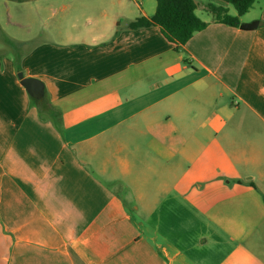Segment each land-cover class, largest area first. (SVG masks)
Returning a JSON list of instances; mask_svg holds the SVG:
<instances>
[{
  "label": "crops",
  "instance_id": "0c3cea01",
  "mask_svg": "<svg viewBox=\"0 0 264 264\" xmlns=\"http://www.w3.org/2000/svg\"><path fill=\"white\" fill-rule=\"evenodd\" d=\"M194 2L175 51L129 28L155 0H0L36 26L0 52V264H264V3Z\"/></svg>",
  "mask_w": 264,
  "mask_h": 264
},
{
  "label": "trees",
  "instance_id": "16d2710c",
  "mask_svg": "<svg viewBox=\"0 0 264 264\" xmlns=\"http://www.w3.org/2000/svg\"><path fill=\"white\" fill-rule=\"evenodd\" d=\"M225 4L232 6L236 15L227 13L223 7H216L211 4L206 9L211 13L216 21L222 24L239 27V17L244 15L252 7L256 0H221ZM264 3V0H261ZM156 8L150 18L140 17L129 24L130 29L147 28L156 26L162 36L170 43L174 44V50L179 51L194 33L203 30L206 23L195 13L197 5L194 0H155ZM11 45L20 46L13 42ZM40 109H48V102L44 99L36 102Z\"/></svg>",
  "mask_w": 264,
  "mask_h": 264
},
{
  "label": "rangeland",
  "instance_id": "374dc122",
  "mask_svg": "<svg viewBox=\"0 0 264 264\" xmlns=\"http://www.w3.org/2000/svg\"><path fill=\"white\" fill-rule=\"evenodd\" d=\"M9 13L10 15H12V17H6L5 15H0V52H2V50H7V51H14L16 54H21L23 48L18 49L17 46L10 45V43L7 40V37H13L15 39H25L26 37H28L29 34L34 33L36 26H31L30 28H24L13 25L14 21L16 20L22 21L25 18L29 20V22H31L32 15H27V13H24L22 10H14V9L10 10ZM56 16H58V12L53 13L48 18H50V20L53 21ZM50 38H51L50 34H48L47 32H43L36 37V40L39 39L49 40Z\"/></svg>",
  "mask_w": 264,
  "mask_h": 264
},
{
  "label": "water",
  "instance_id": "95a60500",
  "mask_svg": "<svg viewBox=\"0 0 264 264\" xmlns=\"http://www.w3.org/2000/svg\"><path fill=\"white\" fill-rule=\"evenodd\" d=\"M256 24H241L242 29H253ZM20 85L26 90L30 97L34 100L41 101L44 95L43 84L34 78H25L21 72L17 73Z\"/></svg>",
  "mask_w": 264,
  "mask_h": 264
}]
</instances>
